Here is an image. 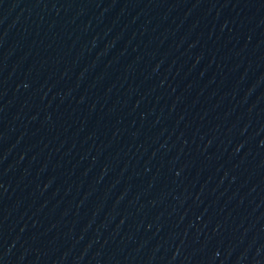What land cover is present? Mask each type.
I'll return each instance as SVG.
<instances>
[{
  "label": "water",
  "instance_id": "95a60500",
  "mask_svg": "<svg viewBox=\"0 0 264 264\" xmlns=\"http://www.w3.org/2000/svg\"><path fill=\"white\" fill-rule=\"evenodd\" d=\"M0 264H264V0H0Z\"/></svg>",
  "mask_w": 264,
  "mask_h": 264
}]
</instances>
